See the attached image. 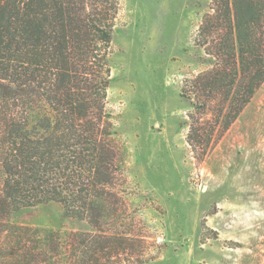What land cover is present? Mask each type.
Instances as JSON below:
<instances>
[{"label":"rangeland","instance_id":"374dc122","mask_svg":"<svg viewBox=\"0 0 264 264\" xmlns=\"http://www.w3.org/2000/svg\"><path fill=\"white\" fill-rule=\"evenodd\" d=\"M210 2L119 0L106 99L121 162L114 203L99 227L55 202L0 215V264H79L87 235L115 237L116 264H264V82L205 155L186 143L180 90L209 66L195 39Z\"/></svg>","mask_w":264,"mask_h":264},{"label":"trees","instance_id":"16d2710c","mask_svg":"<svg viewBox=\"0 0 264 264\" xmlns=\"http://www.w3.org/2000/svg\"><path fill=\"white\" fill-rule=\"evenodd\" d=\"M118 10L119 0H0L2 217L49 202L94 227L107 217L121 171L106 109ZM195 43L209 66L180 97L192 109L186 143L201 157L264 82V0H211ZM103 237L78 242L76 263L116 264L121 244Z\"/></svg>","mask_w":264,"mask_h":264}]
</instances>
